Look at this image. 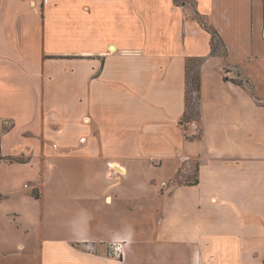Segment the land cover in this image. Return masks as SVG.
Returning <instances> with one entry per match:
<instances>
[{
	"label": "crops",
	"instance_id": "crops-1",
	"mask_svg": "<svg viewBox=\"0 0 264 264\" xmlns=\"http://www.w3.org/2000/svg\"><path fill=\"white\" fill-rule=\"evenodd\" d=\"M192 1L0 0V264H264V0Z\"/></svg>",
	"mask_w": 264,
	"mask_h": 264
},
{
	"label": "trees",
	"instance_id": "trees-1",
	"mask_svg": "<svg viewBox=\"0 0 264 264\" xmlns=\"http://www.w3.org/2000/svg\"><path fill=\"white\" fill-rule=\"evenodd\" d=\"M176 2H180L179 0H175ZM195 16H192L194 19H197L201 24H203L208 31L211 33V39H210V44H211V50L213 54H217L225 58L227 56V49L225 48V45L223 41L221 40L220 36L218 35L217 31L212 27L207 25L201 17H199V14L197 11L194 12ZM222 50V51H221ZM202 58L198 57H191L187 59L186 62V111H185V116L187 115V109L189 108V99H188V94L189 93H194L195 94V105H196V110L198 114V105H199V91H200V65L202 62ZM190 63L193 65L190 66ZM184 116V117H185ZM192 119L191 117L187 116L186 121L190 122ZM185 121V118H184ZM13 124L9 122L8 120H5L0 117V158L1 156V136L4 132L8 131L11 129ZM8 159L13 160L11 157H8Z\"/></svg>",
	"mask_w": 264,
	"mask_h": 264
},
{
	"label": "rangeland",
	"instance_id": "rangeland-1",
	"mask_svg": "<svg viewBox=\"0 0 264 264\" xmlns=\"http://www.w3.org/2000/svg\"><path fill=\"white\" fill-rule=\"evenodd\" d=\"M179 1L180 2H178V3L183 6V8L185 10V14L187 16H191V17L195 16V13L193 11V1L192 0H179ZM227 61L230 62L229 60H226V62ZM191 65H193V64L190 63V66ZM229 69H230V71L232 70V73H227L228 68L225 69V73H227V75H229L231 77V79H233L234 81H243V80H245V78H242V76H239L238 70L231 69V68H229ZM259 78L263 80L262 77L259 76ZM188 99H189V108L187 109V115L185 116V121H184L183 125L187 126V131L186 132L192 138V137H196L198 135V131L197 130H196V132L191 133V128L189 127V123H191L192 121H196L198 119V114H197L196 105H195V94L194 93H189L188 94ZM187 116L191 117L192 120L190 122L186 121V117ZM15 202H11L10 200L1 201L0 202V213H1V210H2L1 207L3 206V203L8 206L10 204L14 205ZM16 204H19L20 206L23 205L24 209H29V206L27 204H25V202H23V201L16 202ZM22 213H23V220H25L26 222H29V224H30V220H31L30 219L31 218L30 215H32V212H22ZM1 222L2 221L0 220V225H2ZM6 226L8 228V224H6ZM36 232L37 231H34V234H33L35 238L37 237ZM18 236H19V234H18ZM22 236H23V234H22ZM10 239L13 240V241L17 240V238H14L12 236L10 237Z\"/></svg>",
	"mask_w": 264,
	"mask_h": 264
},
{
	"label": "built area",
	"instance_id": "built-area-1",
	"mask_svg": "<svg viewBox=\"0 0 264 264\" xmlns=\"http://www.w3.org/2000/svg\"><path fill=\"white\" fill-rule=\"evenodd\" d=\"M195 122L194 121H192L191 123H189V127L191 128V133H194V129H195ZM114 252L115 253H120L121 252V249H120V246H114Z\"/></svg>",
	"mask_w": 264,
	"mask_h": 264
}]
</instances>
